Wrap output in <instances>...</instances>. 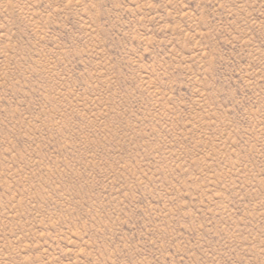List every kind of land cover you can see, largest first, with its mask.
<instances>
[{"label":"rangeland","instance_id":"rangeland-1","mask_svg":"<svg viewBox=\"0 0 264 264\" xmlns=\"http://www.w3.org/2000/svg\"><path fill=\"white\" fill-rule=\"evenodd\" d=\"M0 264H264V0H0Z\"/></svg>","mask_w":264,"mask_h":264}]
</instances>
